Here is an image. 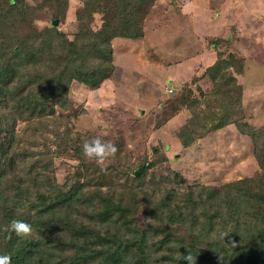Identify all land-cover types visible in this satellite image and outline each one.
Masks as SVG:
<instances>
[{"label":"trees","instance_id":"16d2710c","mask_svg":"<svg viewBox=\"0 0 264 264\" xmlns=\"http://www.w3.org/2000/svg\"><path fill=\"white\" fill-rule=\"evenodd\" d=\"M43 2L53 9V20L39 29L26 0H0V255H10L12 264H188L183 256L190 253L196 264H264V140L256 150L261 166L256 175L181 192L164 187L169 191L152 204L146 197L137 202L133 192L135 199L111 190L107 169L82 154L89 135L78 143L69 127L61 133L64 122L57 110L68 108L74 81L98 89L110 78L112 40L142 37L156 0H85L72 38L58 25L68 1ZM95 15L101 23L93 28ZM228 67L220 55L208 66L223 111L193 134L200 126L193 110L181 136L184 146L235 122L231 108L241 104L242 87ZM185 100L176 101L174 109L168 106L172 114ZM19 120L30 122L27 132H17ZM64 137L63 147L73 148L83 171L78 167L60 181L51 144ZM149 164L138 167L137 174ZM150 217L159 225L153 226ZM13 219L31 224L32 236L19 239L4 232Z\"/></svg>","mask_w":264,"mask_h":264},{"label":"rangeland","instance_id":"374dc122","mask_svg":"<svg viewBox=\"0 0 264 264\" xmlns=\"http://www.w3.org/2000/svg\"><path fill=\"white\" fill-rule=\"evenodd\" d=\"M67 1L66 15L58 25L72 38L79 26L78 11L85 0ZM26 3V10L39 29L52 24L53 9L47 3L43 0ZM100 23L99 15H95L93 28ZM112 44L113 75L98 89L74 81L68 108L57 110L64 122L61 133L69 127L76 142L89 135L91 139L98 136L110 140L117 146L116 157L104 175L112 191L122 193L125 198L136 196L140 203L146 197L153 204L169 191L164 187L181 192L197 184L215 185L260 172L256 150L264 140V133L260 132L264 128V111L259 109L264 107V0H156L145 16L143 36L116 37ZM219 55L228 61L225 70L242 87L241 104L234 103L231 108L235 120L232 127L239 132L234 131L235 136L223 135L220 145L214 144V139L209 140L211 144L200 142L202 147L206 144L203 152L180 141L193 110L198 114L194 123L200 122L193 134L213 123V113L223 111L217 106L218 86L207 72ZM172 76L173 86L168 81ZM169 86L173 88L170 93ZM181 99H186L181 106L185 112L171 120L174 114L170 107L174 109ZM29 123L19 120L17 132H27ZM190 124L193 126V121ZM39 138L42 142L43 138ZM66 139L51 144L55 157L52 167L60 181L76 173L78 167L83 171L73 148L63 147ZM158 146L159 152L155 148ZM206 156H209L207 163ZM148 163L151 166L142 175L137 174V168ZM145 214L139 216L144 225ZM149 219L153 226L159 225V220ZM178 228L187 233L185 226Z\"/></svg>","mask_w":264,"mask_h":264},{"label":"clouds","instance_id":"9594fccd","mask_svg":"<svg viewBox=\"0 0 264 264\" xmlns=\"http://www.w3.org/2000/svg\"><path fill=\"white\" fill-rule=\"evenodd\" d=\"M82 154L89 161L95 163L102 171H106L108 164L116 157L118 152L117 146L110 140H102L100 137H94L82 145ZM4 232L15 233L19 239H28L32 236V225L13 219L9 225L3 226ZM183 260L188 264H196V258L192 254L184 255ZM0 264H12L10 255H0Z\"/></svg>","mask_w":264,"mask_h":264},{"label":"crops","instance_id":"0c3cea01","mask_svg":"<svg viewBox=\"0 0 264 264\" xmlns=\"http://www.w3.org/2000/svg\"><path fill=\"white\" fill-rule=\"evenodd\" d=\"M214 62H215V60H214ZM213 62V63H214ZM212 63V64H213ZM211 65V64H210ZM173 78V76L171 77V78H169L168 79V81H169V85H174V80L172 79ZM194 85V84H193ZM192 84H191V86H193ZM167 92H168V90H167ZM170 93V92H169ZM245 95V94H244ZM244 101H245V97H244ZM246 102V101H245ZM260 109V111L262 112V111H264V107H260L259 108ZM181 112H185V109L183 108V109H181V110H179L177 113H175L173 116H171V120L174 118V116H177L178 114H180ZM264 115V114H263ZM186 117H188V115L186 114ZM232 124L233 123H230V124H228V125H226V126H223L222 128H219V129H217V130H215V131H213V132H211V133H209V134H207L206 136H204V137H202V138H199L198 140H196L194 143H192V144H190L189 146H187V147H196V149H198V147L199 148H201L200 150H202L203 152H205V145L207 144V143H209V144H211L210 142H209V140L211 139H214V141L216 142H214V144H222V139H221V137L223 136V135H225V134H227V133H230V134H232V136L234 135V131H236V132H239V130L238 129H236V128H234V127H232ZM214 135V138L212 137V138H209L208 140H205V139H207L206 137H208V136H213ZM228 135V134H227ZM227 135H225V136H227ZM235 136V135H234ZM181 142V141H180ZM200 142H205L206 144L204 145V147H202V145L200 144ZM180 144H182V143H180ZM224 144V143H223ZM183 145V144H182ZM181 146V145H180ZM204 148V149H203ZM218 155V154H217ZM226 155L227 156H230V154L229 153H226ZM207 158L205 159V162L207 163V160L209 159V156H206Z\"/></svg>","mask_w":264,"mask_h":264},{"label":"built area","instance_id":"2783aa9c","mask_svg":"<svg viewBox=\"0 0 264 264\" xmlns=\"http://www.w3.org/2000/svg\"><path fill=\"white\" fill-rule=\"evenodd\" d=\"M167 90H168V92H172L173 88L169 86Z\"/></svg>","mask_w":264,"mask_h":264}]
</instances>
